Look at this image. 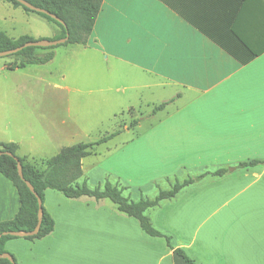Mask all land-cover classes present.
<instances>
[{
	"label": "crops",
	"instance_id": "obj_1",
	"mask_svg": "<svg viewBox=\"0 0 264 264\" xmlns=\"http://www.w3.org/2000/svg\"><path fill=\"white\" fill-rule=\"evenodd\" d=\"M80 47L74 52L78 69L92 75H77L76 81L89 87L55 84L63 91L40 97L53 100V107L35 114L55 139V153L45 157L36 145L2 142L17 143L19 156L43 167L45 159L74 144L62 139L77 133L71 115L79 112L81 93L119 113H139L143 104L152 110L174 98L162 110L185 102L156 122L124 124L125 132L139 133L108 153H122L126 170L113 165L114 177L105 181L129 189L130 199V188L139 191L140 199L150 198L141 192L147 183L155 185V195L160 178L170 187L181 166L216 162L209 170L227 171L207 174L145 211L170 237V246L105 199L67 198L48 188L43 205L54 229L33 241L7 240L4 248L16 264H186L174 248L196 264H264V166L235 168L240 161L264 159V0H102ZM100 58L118 75L93 73L102 69ZM120 89L124 95L117 94ZM142 94V103L131 98ZM14 99L4 111L17 123L28 117L12 105ZM18 208L16 188L0 173V221L13 218Z\"/></svg>",
	"mask_w": 264,
	"mask_h": 264
},
{
	"label": "rangeland",
	"instance_id": "obj_2",
	"mask_svg": "<svg viewBox=\"0 0 264 264\" xmlns=\"http://www.w3.org/2000/svg\"><path fill=\"white\" fill-rule=\"evenodd\" d=\"M55 29L61 30L54 22L46 21L35 13L27 12L21 7H13L11 4L0 0V30L5 31L10 37L16 38L20 35L28 34L34 39H51ZM90 42H92L91 39ZM80 46L82 45H58L54 48L55 54L50 61L41 64L31 63L14 70L6 68V64L13 60V56H0V142L16 139L29 147L36 145L44 152L43 155L45 157L55 153V139L50 132L42 130L43 125L37 121L38 118L35 114L44 113L48 107H53L52 104L50 105L53 100L40 97L43 93L63 91L55 84L66 83L72 87L79 85L78 87L84 91L89 87L83 85V83L78 84L76 81L77 75L83 77L92 75V71L86 67L78 69L74 52L77 48H81ZM103 57L105 58V55ZM100 61L103 63L101 71H94L93 73L103 77L108 74L115 75V73L118 75L117 70L107 66L108 61H103L101 58ZM63 75H66L67 79L62 80L61 77ZM11 93L14 95H10ZM117 94L124 95V91L120 89ZM15 97L17 99H14L12 105L20 108L25 116L28 117L17 123L12 121L11 116L4 111L8 108L7 103L11 101V98ZM131 98L142 103L145 101L146 95L142 94L139 98ZM79 99L81 105L76 106L79 112L71 115L76 120L78 130L73 138L68 136L62 139L65 144L96 141L103 135L123 127L124 124L130 125L133 120H138V123L146 126L156 122L159 118L164 117L168 112L180 107L185 102L177 100L174 104H170L164 110L162 108L160 109L161 111L156 113H151V108L144 104L140 108L139 113H119L121 110L113 112L106 105L92 104L90 100L85 98V93H81ZM137 133L139 131L131 130L125 132L122 130L114 137V140L96 146L95 151L84 159V173L79 182L86 180L90 187H94L99 183H103L106 179L110 180L114 177L113 174H109L112 172L110 168L113 165L118 166L124 172L126 167L123 154L121 153L120 155L119 152L115 156H109L108 153L113 152L125 139H129ZM31 136L33 138H30ZM217 165L216 162H212L191 167L181 168V166L175 171L176 176H173V179L180 180L185 175L191 176L201 173L206 169L217 167ZM160 179V187L167 189L169 181L165 178ZM130 189V197L138 199L140 192ZM127 191L129 189L123 190L122 194L124 196L128 195ZM142 191L148 197L153 198L157 188L152 183H147L146 186L142 187ZM105 201L114 206L109 199L105 198Z\"/></svg>",
	"mask_w": 264,
	"mask_h": 264
},
{
	"label": "trees",
	"instance_id": "obj_3",
	"mask_svg": "<svg viewBox=\"0 0 264 264\" xmlns=\"http://www.w3.org/2000/svg\"><path fill=\"white\" fill-rule=\"evenodd\" d=\"M13 7H21L27 12L35 13L47 21L56 23L61 31L51 39H58L68 34L64 43L52 46H28L16 51L10 56L13 60L6 64V68L14 70L24 67L31 63H45L54 57V48L58 45L81 44L85 45L91 34L95 19L99 12L102 0H26L34 6L43 8L54 14L63 23L57 19L43 13L31 10L18 2L17 0H2ZM35 40L29 35H20L12 38L3 30H0V51L13 49L27 41ZM170 98L157 106L151 113L164 108L167 103L173 101ZM138 120H133L129 126H133ZM123 130V127L116 129L100 137L96 141L77 142L71 145L63 146L56 154L47 158L43 162V167H38L34 162L27 159L26 156L17 154L18 145L15 142H0V173L8 178L16 188L19 196V208L13 218L0 221V234L4 231H30L37 223L38 203L35 194L25 183L29 181L35 192L41 199V223L36 234L23 236L28 240L40 239L49 234L54 229V220L45 209L44 192L46 189H54L61 192L67 198H79L81 196L92 197L95 200L109 199L116 207L117 211L133 217L138 221L140 228L150 236L163 237L170 246V237L158 230L150 218L145 214L148 208L157 206L160 201L171 199L185 186L190 185L202 179L205 175L215 176L223 175L227 168H217L215 170H206L205 172L188 176L183 180L175 179L167 189H159L153 198L141 197L138 200H132L122 194V188L105 181L103 185L90 187L82 177L81 161L85 156L95 151V147L107 142ZM11 152L7 155L5 152ZM21 163L24 180L20 178L17 172V160ZM254 165H263L264 159H249L240 161L235 168L249 167ZM19 236L6 234L0 236V253H10L4 248L7 240ZM173 251L179 255L186 264H196L183 249L174 248ZM16 264L15 256L10 253ZM0 264H12L9 259L0 257Z\"/></svg>",
	"mask_w": 264,
	"mask_h": 264
},
{
	"label": "water",
	"instance_id": "obj_4",
	"mask_svg": "<svg viewBox=\"0 0 264 264\" xmlns=\"http://www.w3.org/2000/svg\"><path fill=\"white\" fill-rule=\"evenodd\" d=\"M18 2H20L21 4H23L24 6H26L27 8L34 10V11H38V12H43L55 19H57L58 21H60L61 23H63V21H61L59 18H57V16H55L54 14L50 13L49 11L34 6L33 4L29 3L26 0H17ZM68 38V34H66L64 37L58 38V39H35V40H31V41H27L25 43H23L20 46H17L13 49H9V50H4V51H0V56H7L10 54L15 53L16 51H19L20 49L24 48V47H28V46H52V45H57V44H61L64 43ZM2 153V151H0V154ZM7 155H12L11 152L7 151L5 152ZM17 160V172L18 175L20 176L21 179L24 180L23 177V172H22V166L21 163ZM26 185L28 186V188L35 194V196L37 197V203H38V213H37V223L35 225V227L30 230V231H4L0 234L1 235H6V234H11V235H15V236H27V235H33L36 234L37 231L39 230L40 227V223H41V199L39 198V196L37 195V193L35 192L33 186L31 185V183L29 181L25 180ZM0 257L1 258H7L10 260V262L12 264L14 263L13 257L11 256L10 253H0Z\"/></svg>",
	"mask_w": 264,
	"mask_h": 264
}]
</instances>
